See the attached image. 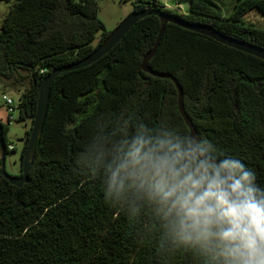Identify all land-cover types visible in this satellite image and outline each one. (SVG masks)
<instances>
[{
	"label": "trees",
	"instance_id": "trees-1",
	"mask_svg": "<svg viewBox=\"0 0 264 264\" xmlns=\"http://www.w3.org/2000/svg\"><path fill=\"white\" fill-rule=\"evenodd\" d=\"M11 1L0 21V80L22 89L17 120L30 126L21 158L45 76L88 56L110 32L95 0H0ZM129 1L132 11L173 14L264 49V30L245 24L252 11L264 17V0H173L183 12L161 0ZM160 26L146 16L100 59L54 79L28 181L17 187L0 176V264H200L172 245L145 199L128 192L106 201L103 177L85 167L97 145L111 147L121 113L188 134L171 80L140 69ZM148 65L177 80L199 137L244 163L264 187V60L168 23ZM2 127L6 153L13 152ZM21 168L20 159L16 176Z\"/></svg>",
	"mask_w": 264,
	"mask_h": 264
},
{
	"label": "clouds",
	"instance_id": "clouds-1",
	"mask_svg": "<svg viewBox=\"0 0 264 264\" xmlns=\"http://www.w3.org/2000/svg\"><path fill=\"white\" fill-rule=\"evenodd\" d=\"M109 148L85 167L103 177L106 201L145 199L177 249L200 264H264V187L207 138L124 117ZM86 155V154H85Z\"/></svg>",
	"mask_w": 264,
	"mask_h": 264
},
{
	"label": "water",
	"instance_id": "water-1",
	"mask_svg": "<svg viewBox=\"0 0 264 264\" xmlns=\"http://www.w3.org/2000/svg\"><path fill=\"white\" fill-rule=\"evenodd\" d=\"M149 15L156 16L161 26L157 40L153 48L150 51H148L142 58L140 69L143 72L152 75L154 77L171 80L177 92L178 112L185 126L188 129V134L194 135L197 138H199V134L184 110L183 92L177 80L171 75L154 72L148 65L149 60L153 57V55L156 52L159 38L162 35L166 24L170 23L177 25L178 27H181L183 29L209 37L225 46L234 48L236 50L242 51L244 53L255 56L261 60H264V49L244 41H239L224 36L218 33L210 26L202 25V24H191L176 15L168 14L166 12H161L159 10L145 9L141 11H131L124 19L120 21V23L112 31H110L106 39L103 40V42L100 43L88 56L73 64L53 69L50 73H48L45 76L39 88L37 103H36V112L33 119L30 135L28 137V142L25 148V152L20 158L21 166H22L20 176H12L8 174L5 170V156L7 153H6L5 141L2 136L3 127L2 124L0 123V176L1 177H3L9 183L17 187L22 186L24 183L28 181L27 173L33 162L37 140L39 139L42 133V128L46 117L47 101L54 79L63 72L86 67L94 63L98 59H100L102 56L108 53L119 41H121L124 35L136 24V22Z\"/></svg>",
	"mask_w": 264,
	"mask_h": 264
},
{
	"label": "rangeland",
	"instance_id": "rangeland-1",
	"mask_svg": "<svg viewBox=\"0 0 264 264\" xmlns=\"http://www.w3.org/2000/svg\"><path fill=\"white\" fill-rule=\"evenodd\" d=\"M169 9L185 10V5L175 6L173 0H161ZM98 12L97 17L103 24L106 31H112L122 19H124L131 11L132 6L129 0H95ZM12 6L11 2H0V21L7 14ZM245 24L260 30H264V17L257 12L252 11L245 17ZM98 39L93 42L96 44ZM22 92L21 87L11 85L9 81L0 80V123L8 127L7 140L13 146L14 151L9 152L5 156V170L8 174L16 176L19 172L20 151L23 145L26 131L29 129L28 121H18L17 111H14L15 119L9 124L7 123V113L2 99L3 96L10 98L14 105L18 104V98Z\"/></svg>",
	"mask_w": 264,
	"mask_h": 264
},
{
	"label": "built area",
	"instance_id": "built-area-1",
	"mask_svg": "<svg viewBox=\"0 0 264 264\" xmlns=\"http://www.w3.org/2000/svg\"><path fill=\"white\" fill-rule=\"evenodd\" d=\"M2 99L4 101V105H5V108H6L7 119L10 120V121H13L15 119V117L13 116V113H14V111H16L17 105H14L13 101L10 98L6 97V96H3ZM12 149H13L12 145L7 146V150L10 151Z\"/></svg>",
	"mask_w": 264,
	"mask_h": 264
}]
</instances>
